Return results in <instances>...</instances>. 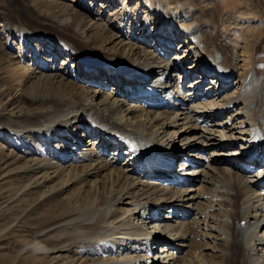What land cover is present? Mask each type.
I'll return each instance as SVG.
<instances>
[{
	"label": "bare ground",
	"instance_id": "bare-ground-1",
	"mask_svg": "<svg viewBox=\"0 0 264 264\" xmlns=\"http://www.w3.org/2000/svg\"><path fill=\"white\" fill-rule=\"evenodd\" d=\"M95 1L98 0L62 2L72 17L68 33L78 44L72 39L35 34L29 48L35 58L28 59L33 62L30 64L26 63L24 50L13 56L0 45V55L9 57L15 70L25 75L38 68L33 64H42L40 68L48 81L44 80V85H55L57 89L48 100L44 97L47 101L38 99L42 104L49 103V111L31 115L32 111L6 127L0 123V140L16 150L11 158L23 161L39 154L37 166L31 167L37 173L44 171L40 181H35L36 192L44 191L50 172H58L50 171L56 161L47 160L52 153L60 152L55 154L60 162H56L55 169L60 168L57 176L63 179L46 192L61 196L70 186L85 187L94 178L90 193H95L98 202L94 199L90 209L77 215L66 206L57 218L43 226L39 224L38 234L47 242L43 249L50 254L76 251L87 264H264V67L258 65L261 36L257 35L251 44L247 42L249 38H232L233 43L219 38L221 30L212 16L217 15L221 0H165L170 18L163 14L167 18L161 19L162 28L156 32V25L148 28L155 24L153 18L141 21L144 26L140 22L139 26L136 22L131 25L127 11L133 0H123L120 12L115 11L114 19L110 15L107 23L101 21L102 17L110 2L112 6L117 0H99L101 8L106 9L99 12L94 11L93 5L99 3ZM156 1L157 5L163 4ZM147 3L144 8L150 9L149 0H145ZM136 11L137 7L134 16ZM125 13L130 19L123 17ZM116 20L120 21L121 35L112 32ZM82 22L84 29L79 28ZM127 24L133 27L126 28ZM7 26L2 24L0 40L6 35L8 41L15 28L14 37L23 40L22 26ZM136 27H144V34L135 33ZM96 31H100L99 37ZM150 36L151 41L156 40L155 51L146 50L151 46ZM100 39L109 47L120 39L124 48L101 47ZM136 39L144 50L136 51ZM20 43L19 47H24L25 43ZM13 46L15 42L7 49ZM126 47L131 54L124 53ZM172 47L181 49L174 58L169 55ZM50 50L54 60L40 59ZM59 57L64 60L63 67L53 65ZM100 81L109 85V92L104 84L98 88ZM208 81L211 84L205 87ZM100 95L106 96L96 101ZM140 111L145 116L143 122L135 119ZM62 127L68 129L67 133H75L76 145L82 144L80 149L65 146L62 139L69 140L67 133L55 132ZM39 131L45 132L47 140L62 143L53 142L55 147L64 145V149L57 147L61 151L47 152L49 140L45 143ZM41 141L44 144L39 146ZM167 146L176 152L174 158H180V169L155 170L157 178L140 170L144 162L157 163L153 154ZM44 151L49 154L47 159ZM257 165V172L252 173ZM181 179L187 181L182 187ZM198 182L203 186L196 194L194 186ZM81 191L82 186L75 193ZM185 211H191L192 216L184 221L180 214ZM150 222L153 225L149 226ZM73 224L83 227L84 236ZM71 226L83 236L84 241L78 233L77 241L83 242L66 237L72 234L66 235ZM154 233L151 242L149 238ZM125 252L136 255L127 256ZM111 254L116 257L111 258Z\"/></svg>",
	"mask_w": 264,
	"mask_h": 264
},
{
	"label": "rangeland",
	"instance_id": "rangeland-1",
	"mask_svg": "<svg viewBox=\"0 0 264 264\" xmlns=\"http://www.w3.org/2000/svg\"><path fill=\"white\" fill-rule=\"evenodd\" d=\"M104 1H107V0H104ZM141 1H142V4L140 3ZM195 1L200 2V3H204L203 0H195ZM29 2H31V5H29V3H26L25 0H0V31H2V29H3V27H1L2 24L7 23V25H8L7 28L8 27L10 28L11 26L13 28L14 26L17 27L20 25L24 29L23 34L25 36L23 38V40H20L17 36L14 37L15 31L18 28H15L13 34L8 37V41L6 40L7 36L4 35V37H3L4 40L3 39L0 40V45L4 46V47L6 46L5 47L6 51H10L11 55L17 56V55L23 53V52H21V50H24L26 53V61H27L26 63L30 64L33 62H30V60H28V59L35 58V57H31L32 48L29 49V47H30V46H28L29 44L28 45H26V44L29 43L30 41L32 42L33 35H35V34H39V33L46 34V35H48L49 39H51V38L52 39H57V38L59 39V38L63 37L64 40L65 39L66 40L72 39L75 42H77L75 40L76 38L74 39L73 37H70V35H69L70 33H68L69 27L72 26L71 22H70V21H72L71 20L72 17L69 16L68 11L64 10V6L62 5L63 0H32V1L29 0ZM56 2H57V4H56ZM95 2L97 3V2H99V0L95 1ZM123 2H124L123 0H117L114 3V5H112V6H111L112 2H110V6L108 7L107 11L105 8H101L102 5H99L102 2L101 3L99 2L98 5H93V8H94V11H96V12H99L102 9H103L102 11H106V13H104L101 21L104 20L103 22L107 23V22H109L110 15L112 16V19H114V17H116L114 15L115 11L120 12L119 9H121L122 6L124 5ZM160 2H162L164 5L163 4L157 5L158 1H156V0L150 1L149 0V4H151V8L149 9L148 7L144 8L145 6L148 5V3L146 5L144 4L145 0L130 1L129 3H130L131 9L129 8V10L127 11V14L130 15L131 19L128 17L129 15H127L126 13H125L126 15L124 14V16L123 15L122 16L124 18H127V19L129 18L131 25H133V26L136 23H138V26H139V22H140V24H142V26H144L143 25L144 23H141V21H143V20L146 21L148 19L150 22V20H152L150 18H153V22H155V24L151 23L150 27H148V28H154L153 25H156L155 30L153 29L154 32H156L161 27L160 24H161V21H163L161 19L167 18V17L170 18V16L167 15V14H169V12L167 11L168 10V4L165 5V3L167 1L160 0ZM58 3H59V5H58ZM154 3H155V5H154ZM108 4H109V2L106 3V5H108ZM125 4L126 5L124 6V8H126V6H128L127 2H125ZM141 5H142V9L144 8L143 9L144 13L141 9ZM153 6H155V7L153 8ZM136 7H137V10L140 12L136 11L137 13L134 16L133 15L135 13L134 9ZM112 8H114V9H112ZM159 8L160 9L162 8V9L159 10ZM130 10H132L133 13ZM158 10H159V12H158ZM216 10H218L217 15H216V13H214V15L212 17L215 19L218 18L217 20L214 19V21L218 22L219 29L221 30L219 38L225 39L227 41L230 40L229 42H231V43L234 42V41H232V38H234L233 40H237V38H240V39H244L245 41L249 38L247 40V42H248V44H251L255 41V39H257L258 36H261V41H260L261 44H260V48H259V53H260L259 56H261L259 59L261 61L258 62V65L262 69L264 67V63H263L264 62V0H221L220 3L217 5ZM154 11H157V12L154 13ZM166 12H167V14H166ZM159 13L162 15L160 16ZM57 14H58V16H54ZM163 14H166L167 17H166V15H163ZM148 15H149V17L147 18L146 16H148ZM157 15H158V17H157ZM52 16L57 17L56 18L57 20L55 18H53ZM155 17L157 19H155ZM158 18L160 19L159 21H158ZM66 20H67V22H66ZM58 22H60V23H58ZM68 22H69V24H68ZM119 22L120 21L116 20V23H115V26H114V29L112 30V32L113 33L120 32L119 35H121L122 32L120 31V29L118 31V28L120 26ZM158 22H160V23H158ZM61 23H64V24L62 25ZM133 23H135V24H133ZM84 25H85V23L82 22L80 24L81 27L79 26V28L84 29L85 28V27L83 28ZM131 25L127 24L126 28L127 27L129 28V26L132 28L133 26H131ZM64 26H65V28H64ZM66 26H67V28H66ZM86 28H89V27H86ZM140 29H141V31H140ZM143 29H145V28L144 27H142V28L136 27V28H134V31L137 34H138V32L144 34L143 32L145 30H143ZM96 32H97L96 35L99 37L100 31H96ZM91 36H93V35H91ZM27 37H29L30 39ZM101 38H103V36H101ZM120 39H117L116 41H114L110 45V47L104 46L103 44H105V41H103L104 42L103 43L101 41L102 39L99 40L100 44L99 43L98 44H99V46L107 47L108 49L114 48L116 46L118 48H121L123 44H119ZM151 40H153V38L150 36V40L148 41V44H151V46H147L146 50L149 51V49L150 50L152 49L153 51H155L156 50L155 49L156 48V40L154 42ZM126 41H128V40H126ZM13 42H15L16 46L11 47L10 50L7 49V47L9 45H12ZM135 42H137L136 46L134 45V47H136L135 49H137L136 51L144 50V48H141L142 44L140 42H138L137 39L135 40ZM19 43L20 44L25 43L24 47H23V45L21 47H19ZM77 44H78V42H77ZM152 44H154L155 46H153ZM101 47H98V48L100 50H103L104 52H106ZM178 47H172L170 54H169L170 56H172V58H174L175 55H177L178 52H180L181 49L178 50L179 49ZM123 48L124 47H122L121 49L123 50ZM230 48H231V46H229L225 49L227 51H229ZM47 50H49V49H47ZM124 50H125L124 51L125 54H131L132 53V52H130L128 47H126ZM53 54H54L53 50H50V53L48 51L46 56L40 55L39 57H40V59L41 58L43 59L46 57L45 58V60L47 59L46 61L54 60L55 56ZM7 55H10V54H7ZM2 56L3 55H0V123H2V125L5 126V124L6 125H9L8 123L11 124L13 120L25 118L27 115H29L30 112L32 113V111H33V113L32 114L30 113L31 115H34L36 113L49 111L51 109V108H48V107H50L48 105L49 103L45 102L42 104L39 100L47 101L49 99V97H52V95L54 96V94L56 95L57 92H54V90L57 91V89H54L55 85H54V87H53V85H52V87L49 86L50 88L48 87V85L45 86L46 84L43 81L45 80L47 83H48V81H47V78L45 77L46 72L41 69L42 64H40V65L39 64H33V68L34 67H38V68L30 71V72H32L31 74L29 72V73L24 75V73H22V71L19 72V70H17V69H16L17 70V73H16L15 67L10 62L9 57H6V56L2 57ZM16 61L19 62V58L16 59ZM36 61H37V59H36ZM63 63H64L63 58L61 59V57H59L57 59V61L55 62V64H53V65L56 67H61V66L63 67ZM43 66H45V64H43ZM64 66H65V64H64ZM12 68L14 70H12ZM13 71H15V72H13ZM14 73H15V75H14ZM100 80L104 82V79L100 78ZM101 81L98 82V86H99L98 88H101L104 84L105 85L104 87L106 88L105 90L107 92H109V90H110L109 85H107V83L101 84ZM209 84H211L210 81H208V83L206 82L204 85L206 87ZM29 92L31 93V95ZM28 95H30V96H28ZM35 95L39 96V98H37V100H36V98L32 97ZM105 96L106 95H100L96 99V101L102 100L103 98H105ZM41 98H44V99H41ZM36 101L37 102L39 101L40 103L39 102L37 103ZM140 103H142V105H144L143 103H145V102H138L136 104L141 105ZM131 104L134 105L135 103L133 104V102H132ZM30 106H32V107H30ZM43 108L45 110H42ZM34 109H35V111H34ZM135 119L137 121L143 122L145 120V116L140 111V112H138V117H136ZM59 126H60V124H59ZM71 126L72 125H70L67 128L70 129ZM67 128L62 127V129L55 130V132L57 134L67 133V131H68ZM152 129L156 130L157 128L152 127ZM52 132H54V131H52ZM5 133L8 136L11 135L12 137H14V135H12L8 132H5ZM37 134H38V136L44 134L43 138L47 137V135H45L44 131H39V133H37ZM33 138L37 139V136H36V138L35 137H33ZM44 140L43 141L45 143H48V140H49V143H48L49 147H48L47 152H49L50 149L51 150L54 149L55 151L59 149V151H61V149L57 148V147L62 148V146L55 147L56 145H54L53 142H55L56 144H61V145H62V143L54 141V140H52V138L48 139V140L46 138ZM43 141L40 142L39 146H41V144L42 145L44 144ZM93 142H95V141H93ZM4 144L5 143L2 140H0V149H1L0 150V264H84L85 263V261L83 262L84 257L81 258V254L76 252V251H74V252H59V253H52V254L46 253L45 250L43 249L44 248L43 246H45L47 243L46 239L41 237L38 234V232H39V229L41 228V226H43L46 223H48L49 221H51V219L53 220L54 218H57L59 215L63 214L65 212L64 209L66 206L67 207L69 206L68 209L71 211L75 210L74 211L75 214L80 215V214L84 213L85 211H87L89 206L91 208L94 199H95V202L96 201L98 202V197H95V193H90L91 184L93 183L92 180H94V178L90 179L89 185H87L85 187L81 184L70 186L68 189H65L64 193L60 194L61 196H59L58 193H53V192H49V191L46 192L45 190H47L49 186L59 185L63 178L60 176L58 178V176H57L58 172L60 171V168L57 167V169H55L56 166H58V165H56V162H58L57 164L60 163L58 161V158H55V157H56V155H60L59 154L60 152L58 154L52 153V155L49 156V158H51V157L52 158L47 159L49 154L44 151L46 154L44 156H46L47 160H50L51 162H54L56 160L55 163L51 164L55 168L51 169L50 171L54 172L55 170H57L58 172H54V173L50 172V175L47 178V179L50 178V180L47 182V186L44 188V191L42 190L40 192L39 191L36 192L37 190H36L35 186L38 183L37 181L41 178L42 173H44V171L42 173H37V171L35 169H32V168L37 166L36 164H37L38 160L36 158H41V157L39 156V154L34 153L30 156H27V158L23 161L12 159L10 155H13L12 153H14L16 151L15 147L13 148V146L11 144H9V145L8 144L4 145ZM52 146H53V148H52ZM93 146L94 145H92L91 147H93ZM101 148H102V146L99 147L100 150H101ZM178 148H179V145H178ZM180 161L181 160L179 158V162ZM88 162H90V161H88ZM175 167L177 168L178 166H175ZM67 171L66 172L64 171L62 174L66 175ZM47 176H48V174H47ZM100 179H102V178L98 177V180H100ZM41 180L43 181V179H41ZM81 186H82V191L79 193H75L81 188ZM202 186H203L202 182H198L194 186V188L196 190V192H194V193L197 194L198 192H200L202 189ZM93 196H94V198H93ZM88 200L92 201L91 204H90V201H88ZM161 212H162V214L165 213V211H161ZM154 213H155V211H154ZM48 217H50V218H48ZM38 220H40V221H38ZM76 223L77 222H75V224ZM79 223H81V222L79 221ZM75 224H73V225H75ZM78 225H75V226H77V228L79 229L78 231L82 234L83 232H81V229L83 227L80 225L78 226ZM75 226L74 227L71 226L70 228L68 227V230L69 229L70 230L68 232L66 231V235L70 234V233H72V234H70L66 237H70V236H72L73 238L76 237V238H74V241H77V240H79V238L82 239L84 234H82L83 235L82 236L79 232H77V229ZM149 226H151V224ZM72 228H73V230H72ZM71 230L75 231V232H70ZM82 231H83V229H82ZM76 232H77V234H74ZM78 233L81 236L79 238H78V236H79ZM72 237H70V238H72ZM82 240L84 241V239H82ZM82 240H80L79 242H81ZM79 242L77 241L76 243H79ZM126 252L123 254H126ZM176 254L180 255V256L183 255L182 253H179V252H177ZM126 255L127 256H130V255L135 256L136 254L132 253V254H126ZM110 256L113 259L116 257L115 254H111ZM121 256H123V255H121ZM53 257H54V259H53ZM85 264H87V263H85Z\"/></svg>",
	"mask_w": 264,
	"mask_h": 264
}]
</instances>
